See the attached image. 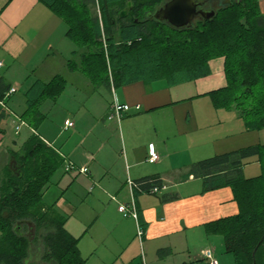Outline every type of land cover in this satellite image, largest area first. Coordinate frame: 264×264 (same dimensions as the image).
<instances>
[{
  "label": "crops",
  "instance_id": "1",
  "mask_svg": "<svg viewBox=\"0 0 264 264\" xmlns=\"http://www.w3.org/2000/svg\"><path fill=\"white\" fill-rule=\"evenodd\" d=\"M259 7L264 14V0H259ZM67 29L65 21L40 0H0V62L3 63L0 80L9 88L6 93L15 89L10 96L4 97L6 105H0V150L6 142L2 122L8 117L15 114L30 129L20 149L8 145L7 151L0 154L1 184L7 169L19 173L20 165L13 151L24 155V143L36 133L66 161L89 166V172L83 178L91 188L94 187L92 194L100 195V198L106 195L108 198L105 199H109L102 220L98 221L100 232L83 245L91 253V258H85L88 264L97 254L105 256L100 251L104 246L107 253L113 251L110 249L119 251L122 247V252L126 248L128 260L122 259L121 264H196L200 261L209 264L202 256V250L206 249L212 250L217 264H221L220 258L226 257L223 255V236L207 233L206 225L237 214L238 203L230 186L204 191L203 179L192 174L190 169L202 159L262 141V131L246 129L236 110L216 108L213 104L210 93L226 86L224 58L210 61L211 74L208 76L183 82L182 88L187 89L183 93H178L179 86L166 80L123 85L114 97L119 103L130 105V110L120 120H115L109 118L112 101L102 104L100 112L88 116V129L83 138L73 141L77 134L74 129L81 126L79 115L67 117L65 121L69 119L75 125L68 128L64 121V127L58 133L56 129L46 128L45 124L48 117L44 107L56 105L62 95L38 103L36 109L40 115L36 116V128L22 116L28 107L26 92L35 82L47 83L60 75L68 84L65 70L76 76L77 71L68 66L76 48ZM17 109L22 110L18 112ZM70 130L74 132L61 140ZM152 150L159 153L156 162L148 160ZM250 164L257 165L249 176L254 177L260 173V164L255 160L246 164L244 175L245 170L251 171ZM72 176L77 177V173ZM148 176L160 177V191L157 194L150 191L134 193L138 220L132 216L124 217L118 207L120 203L128 204L132 200L128 180ZM74 183L76 181L72 180L63 190L59 181L57 187L62 191L53 202L46 204L54 203L68 215V226L65 227L77 237L69 226L70 215L63 209L66 205L70 207L63 193ZM51 186L46 189L44 198ZM138 222L144 230L141 237ZM114 234L116 239L110 241Z\"/></svg>",
  "mask_w": 264,
  "mask_h": 264
},
{
  "label": "trees",
  "instance_id": "2",
  "mask_svg": "<svg viewBox=\"0 0 264 264\" xmlns=\"http://www.w3.org/2000/svg\"><path fill=\"white\" fill-rule=\"evenodd\" d=\"M40 1L67 24L76 45L69 68L86 74L93 84L109 89L136 81L178 84L208 76L210 61L223 57L226 86L210 93L214 106L236 110L246 129L264 130V14L259 0H231L217 6L210 20L199 18L185 28L152 16L166 0H131L125 17L120 13L128 0ZM66 86L60 75L35 82L26 92L25 120L36 128L38 103L59 97ZM7 90L0 80V99ZM23 149L24 155L13 151L19 173L7 169L0 181V264H27L35 243L43 248L42 264H88L79 250L80 238L65 227L68 215L44 201L66 159L36 133ZM253 160L260 173L246 177L244 166ZM190 172L203 179L204 191L230 186L238 203L237 214L208 223L207 233L223 236L236 264H264V143L202 159ZM134 184L135 194L162 187L159 176ZM25 221L35 229L33 239L17 230ZM23 228L29 230L27 224Z\"/></svg>",
  "mask_w": 264,
  "mask_h": 264
},
{
  "label": "rangeland",
  "instance_id": "3",
  "mask_svg": "<svg viewBox=\"0 0 264 264\" xmlns=\"http://www.w3.org/2000/svg\"><path fill=\"white\" fill-rule=\"evenodd\" d=\"M74 46H75L74 48H76L75 43ZM64 74L65 77L68 78V84L66 90L62 94L59 102L56 105L51 106L49 108L44 107V110L46 109L45 112H47V117H48L45 124H46V128L48 127L50 130H52V128L56 129L58 133V130L60 128L63 129L64 121L67 117L73 118L76 115L77 116L79 115L78 118L81 117V126H79L80 127L79 129L78 127L77 129H74L75 132L77 131L76 132L77 134H75V137H73V141L74 140L79 141L81 138H83V136L87 132L88 123H89L88 116L90 115V113L100 112L102 104L107 105V103L113 101L115 98L114 97L115 92L118 91L119 93V90L122 86L119 87L113 86L112 89H109L105 85L97 86L90 81V79L86 76V74L80 71H77L75 74L77 78L76 76H73V74H70L69 71L66 70L64 71ZM159 81H165V80H159ZM176 86H179L181 88V90H178V93H183V91L184 92L187 91L186 88H182L183 86H185L183 82H181L180 84H176ZM17 96L19 95L17 94ZM21 110L22 109H17L18 112H20ZM106 111L107 109L103 110V112ZM113 119L117 120L116 118ZM106 120L108 119L106 118ZM18 125H20V129L17 131ZM2 126H4L6 130V142H5V146L0 150V154L7 151L6 147L8 145H10L11 146L10 148L12 149L15 150L20 149L21 146L23 145V141L27 138V136L30 133L29 127L26 124L21 123V119L18 118V116H16L15 114H13V116H10L5 121H3ZM40 131L43 133V130L40 129ZM74 131L70 130L68 132H65L61 140L68 138L64 136L71 135ZM13 140H16V142H13ZM261 140L262 141L260 143H264V130H262L261 132ZM79 166H81L80 163ZM248 167H250L249 169L251 171L245 170L246 177L252 176L251 174L255 172L254 169H256L257 165L250 164ZM76 173L77 172L74 170L71 172H66L65 164H63L61 169H59V171L53 176L52 178L53 184L51 186V190L47 193L44 199L45 202L51 203L58 197L60 191H62L60 188L57 187V183H59V181L61 182V188H63V190L68 186V184L72 180L73 182L76 181V183H74L73 187L68 192H65V194L63 193V197L66 198V200L68 201L67 204H69L70 206L68 207L66 205L63 207V209L66 210V212H68V214L70 215L69 226L70 227L72 226L74 232L77 233L76 235L77 238H80L78 245H79V250L81 249L82 257L88 258L89 256L91 258L90 251L89 252L86 251L83 248V245L87 243L90 237L95 236L100 232L99 229L101 226L98 223V221L102 220L101 217L103 216V213L107 208L109 199L107 200L105 199V197H107L106 195L102 198H100V195L98 196L97 194L93 195L92 188L94 187L91 188V185H89L88 182H85L83 178L86 174L77 173V177L74 178L72 175H76ZM75 193L77 195H75ZM124 217H129V216H124ZM66 223L65 226H68V223L67 224ZM29 229L30 230L27 231L25 230V228L22 227L21 230H24L25 232L23 233H25L31 239H33L35 235V229L33 225ZM115 239H116L115 234L110 237V241H113ZM42 249L43 248L36 245V243L32 244L30 249V256L27 259V264H42L41 263L42 262L41 257L43 252ZM110 250L113 251L111 252L109 251L107 253L105 246L101 247L100 251L102 253H105V256L101 254H97L90 264H93L96 261H99L98 264H102L101 262H103L104 264H111L114 263V261L116 264H121L122 259L124 261L128 260V257L125 253L126 248L122 252H121L122 247L119 249V251H116V249H110ZM223 255H226V257L220 258L221 264H235L233 255L231 253L226 252L225 247H224ZM100 258H102V261L99 260ZM198 263L207 264V262L205 261H200Z\"/></svg>",
  "mask_w": 264,
  "mask_h": 264
},
{
  "label": "built area",
  "instance_id": "4",
  "mask_svg": "<svg viewBox=\"0 0 264 264\" xmlns=\"http://www.w3.org/2000/svg\"><path fill=\"white\" fill-rule=\"evenodd\" d=\"M2 65H3V63L0 62V67ZM13 92H15L14 88L11 89L10 91H8L6 93V96H10ZM0 105L1 106L6 105L4 99H0ZM129 110H130V105L121 104L118 102V100L116 98H114V100L111 103V111L109 114V118H111V119L116 118L117 120H120L122 118L123 114ZM21 123L26 124V122L24 120H21ZM65 125H66V127L70 128V127H73L75 125V123L73 121L67 119L65 121ZM19 129H20V125L17 126V131ZM158 159H159V153L155 150H152L150 156L148 157V160L150 162H156ZM73 170L77 171L81 174H87L89 172V168L87 166H77L74 162L66 161L65 171H73ZM128 185H129V188L131 191L132 200L128 204L120 203L118 209L124 216H132L136 220H138L137 204H136V201L134 198V187H135L134 181L128 180ZM159 191H160L159 187H153L150 190V192L152 194L158 193ZM143 234H144V230L138 222V235L141 237ZM202 256L205 257L209 261V264H217L218 263L215 253L210 249L202 250Z\"/></svg>",
  "mask_w": 264,
  "mask_h": 264
},
{
  "label": "water",
  "instance_id": "5",
  "mask_svg": "<svg viewBox=\"0 0 264 264\" xmlns=\"http://www.w3.org/2000/svg\"><path fill=\"white\" fill-rule=\"evenodd\" d=\"M202 2L198 0H167L159 6L152 16L161 22H168L176 28L190 27L198 16L204 20H210L216 14L214 9H199ZM133 7L131 0H128L127 6L120 13L121 17L128 15Z\"/></svg>",
  "mask_w": 264,
  "mask_h": 264
},
{
  "label": "flooded vegetation",
  "instance_id": "6",
  "mask_svg": "<svg viewBox=\"0 0 264 264\" xmlns=\"http://www.w3.org/2000/svg\"><path fill=\"white\" fill-rule=\"evenodd\" d=\"M198 1H201L203 3L202 6L199 7V9H205V10L209 11V10L218 8L221 4L230 3L231 0H198ZM199 18H202V17L198 16L196 19H199ZM24 224H27L29 228L32 226V224L30 222L25 221V222L20 223V224L17 225V230L21 231V229L24 226Z\"/></svg>",
  "mask_w": 264,
  "mask_h": 264
}]
</instances>
